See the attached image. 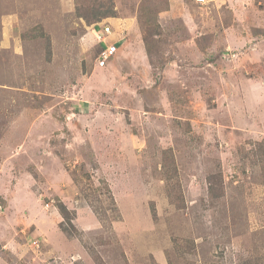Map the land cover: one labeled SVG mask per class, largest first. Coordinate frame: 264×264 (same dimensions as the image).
Here are the masks:
<instances>
[{
	"label": "rangeland",
	"instance_id": "rangeland-1",
	"mask_svg": "<svg viewBox=\"0 0 264 264\" xmlns=\"http://www.w3.org/2000/svg\"><path fill=\"white\" fill-rule=\"evenodd\" d=\"M75 2L0 53V264H264V0Z\"/></svg>",
	"mask_w": 264,
	"mask_h": 264
},
{
	"label": "crops",
	"instance_id": "crops-1",
	"mask_svg": "<svg viewBox=\"0 0 264 264\" xmlns=\"http://www.w3.org/2000/svg\"><path fill=\"white\" fill-rule=\"evenodd\" d=\"M172 2L171 9L168 11H165L161 14L162 18L165 16H182L186 17L189 15L187 14L184 10L186 8V4H184V0H170ZM177 1V3H176ZM184 2L183 4H181ZM2 3L0 1V53L4 55V53H14V50H18V44L15 45V47H11L10 42H13L15 40L16 36L18 37L19 34H17V31H25L27 28H31L35 26L36 24H41V26L46 29L47 31V26L53 22V18L57 23L59 22H65L70 16L74 17L75 12L77 13V5L75 0H58V6L57 10H53V0H12L11 4V10H5L4 7L2 6ZM14 4V6H13ZM29 8V9H27ZM32 10V13L30 12ZM32 18L34 22H30L28 18ZM59 17H61L63 20H60ZM65 19V20H64ZM113 19V18H111ZM133 17L129 18H123L120 22H124V20H131L133 21ZM41 20L42 22H39ZM116 21H119L120 19H115ZM105 23L102 22L100 27L98 28L99 32L95 31L96 36L101 34L103 29L105 27H110L112 31L115 32V29L110 26V25H104ZM104 25V26H103ZM112 33L111 36H107L106 39L110 40H115L113 35L115 33ZM120 40V39H119ZM28 42V41H27ZM52 45L55 42L52 41ZM109 43H117L119 41H108ZM16 43V42H15ZM25 44V43H24ZM33 42L29 43L31 46ZM51 45V46H52ZM11 47V51H10ZM56 228V227H55ZM57 229V228H56ZM59 233L58 231L55 230V235ZM58 236V235H57ZM54 240V239H53ZM66 245V243H65ZM58 253H62L60 250Z\"/></svg>",
	"mask_w": 264,
	"mask_h": 264
},
{
	"label": "trees",
	"instance_id": "trees-1",
	"mask_svg": "<svg viewBox=\"0 0 264 264\" xmlns=\"http://www.w3.org/2000/svg\"><path fill=\"white\" fill-rule=\"evenodd\" d=\"M103 5H100V6H98L97 8H95L94 10H93V17L94 18H96V21H101V20H103V19H106V18H113L115 15H114V12L112 11V15H111V12H108V11H102L101 10V7H102ZM146 11H148L149 9H145ZM77 15L80 17V18H84V14L83 13H80V8L79 7H77ZM145 38V42H146V44H147V42H148V39L146 38V37H144ZM50 41V40H49ZM47 42H48V40H47ZM47 48H48V51H50V49H51V42L50 43H48V45H47ZM49 54L51 53V52H48ZM212 186V185H211ZM213 188H210V194L211 193H213ZM56 207L58 208V210L60 211V213L62 214V216L66 219L65 220V222L67 223V225L69 226L68 227V229H72V230H76L75 228V226H73L72 225V222H73V218L71 217V213H70V211H68V209H67V207L63 204V203H58L57 205H56ZM118 205L115 203V201H114V203H113V208L111 209L112 211H114V213H115V211L117 212L118 211ZM96 213H97V211H95ZM97 216H98V218H99V213H97L96 214ZM155 216H156V214H155ZM99 219H101V220H103V217L100 215V218ZM115 219H117L116 218V216H114L113 218H112V220H115ZM100 220V221H101Z\"/></svg>",
	"mask_w": 264,
	"mask_h": 264
},
{
	"label": "built area",
	"instance_id": "built-area-1",
	"mask_svg": "<svg viewBox=\"0 0 264 264\" xmlns=\"http://www.w3.org/2000/svg\"><path fill=\"white\" fill-rule=\"evenodd\" d=\"M198 3H204L206 0H196ZM113 33L110 27H105L101 34L97 35L98 40L103 44L99 55L96 60L97 66L103 68L106 67L109 61H111L117 54V44L109 43L106 39Z\"/></svg>",
	"mask_w": 264,
	"mask_h": 264
},
{
	"label": "clouds",
	"instance_id": "clouds-1",
	"mask_svg": "<svg viewBox=\"0 0 264 264\" xmlns=\"http://www.w3.org/2000/svg\"><path fill=\"white\" fill-rule=\"evenodd\" d=\"M95 31H97V32H99V30L98 29H95ZM117 44V43H116ZM103 46V45H102ZM118 53V52H117ZM117 55V54H116Z\"/></svg>",
	"mask_w": 264,
	"mask_h": 264
}]
</instances>
